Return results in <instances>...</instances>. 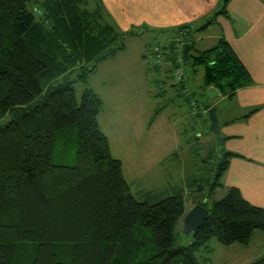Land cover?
<instances>
[{"label": "trees", "instance_id": "16d2710c", "mask_svg": "<svg viewBox=\"0 0 264 264\" xmlns=\"http://www.w3.org/2000/svg\"><path fill=\"white\" fill-rule=\"evenodd\" d=\"M89 3L0 0V118L11 116L0 124V264H171L174 259L199 264L195 251L211 237L223 245H248L255 230L264 232V208L228 187L220 199L203 202L209 213L190 234L192 242L172 247L174 226L186 213L183 195L155 202L136 199L122 161L112 155L99 126L101 98L85 89L77 102L71 82L54 85L75 68L84 76L124 49L126 34H141L117 30L105 21L101 4L87 9ZM171 38L159 53H149L160 54L165 78L172 77L170 85L183 91L189 82L173 78L178 65ZM183 41L193 47L190 32ZM183 63L202 65V87L229 95L250 81L223 38L212 48L191 51ZM162 64L154 66L160 71ZM196 93L190 91L187 99ZM73 127L75 162L55 163L57 138ZM236 155L221 153L216 184L228 158ZM251 264H264V255Z\"/></svg>", "mask_w": 264, "mask_h": 264}, {"label": "rangeland", "instance_id": "374dc122", "mask_svg": "<svg viewBox=\"0 0 264 264\" xmlns=\"http://www.w3.org/2000/svg\"><path fill=\"white\" fill-rule=\"evenodd\" d=\"M86 7L91 9L93 3L90 2ZM141 33L137 37L129 34L124 37L123 56H126L128 66L133 65V71L112 76L117 72L116 65L109 68L107 62H104L84 76H79L83 72L80 68H75L64 78H58L54 85L64 81L71 82L77 102L85 89H92L101 98L102 109L98 116L100 127L109 139L112 155L122 161L124 176L136 199L155 202L180 192L188 211L195 200L205 199L210 202L224 195L219 184L215 183L224 144L209 129L208 109L213 106L207 107L220 93L212 87H202V65L183 64V79L189 81V88H185L198 93L197 106H193L184 91L170 86L174 82L172 77L166 79L164 76L167 80L164 83L163 80L159 81L165 72L154 71L156 61L151 56L152 53L143 60L146 68L153 70L147 72L146 79L139 78L136 73L139 64L135 60L137 55L153 52L155 45L161 43L160 37L154 32L145 30ZM162 35L163 33L160 34L161 37ZM191 73H194L192 81ZM166 83L171 88L166 93L158 94L161 90H167ZM144 89L149 92L151 106H147V93ZM160 107H163L159 118L161 124L155 128V132H148L145 130L148 119L154 109ZM10 118L6 114L0 118V124L7 123ZM166 123L171 125L167 132L164 131L166 126H161ZM57 141L55 163L73 164L77 148L76 128L59 135ZM147 153L150 157L144 158L143 155ZM173 234L172 247L192 242L190 234L183 232V218L175 224ZM253 234L249 247L241 244L223 245L215 237H211L205 247L195 251L199 264H238L241 260L253 259L263 254L264 232L255 230ZM171 264L181 262L174 259Z\"/></svg>", "mask_w": 264, "mask_h": 264}, {"label": "crops", "instance_id": "0c3cea01", "mask_svg": "<svg viewBox=\"0 0 264 264\" xmlns=\"http://www.w3.org/2000/svg\"><path fill=\"white\" fill-rule=\"evenodd\" d=\"M90 2L94 7L101 4L105 13V21L119 31L134 30L144 33L146 30L157 34L161 40V43L155 45L153 49L157 53L161 50L160 46L170 39V36L180 35L183 41L187 31L190 32L193 42V47L190 46V53L212 48L220 38L228 42L247 69L250 81L236 89L232 95L210 86L220 93L210 106L215 108L219 119L224 152L238 154L228 158V165L217 184L223 193L228 187L238 188L247 201L264 208V0H228L225 12H221L223 0H90ZM209 19L210 22L207 25L196 30ZM188 23L192 24L190 29L180 31V34L176 31L172 33L166 31ZM161 33H163L162 37ZM131 37H137V35L131 34ZM124 53L125 47L99 63L107 62L106 65L109 68L116 65L117 72L112 76L124 71L126 73L133 71L131 68L133 65H127ZM150 54L149 52L140 53L135 59L139 61L136 73L141 79H146L147 72L153 70V68L147 69L144 64V60L150 57ZM151 56L154 57L155 64H162L160 54L154 56L152 53ZM161 66L160 71L156 68L154 71H164L165 65ZM193 74L191 73L190 76L191 81ZM166 75L165 72L159 81L165 80ZM166 86H168L166 91L161 90L157 93H166L172 87L171 85L169 87L168 83ZM125 88L127 89L128 86ZM144 91L147 93L145 97L147 106L148 104L151 106L149 92L146 89ZM124 92L128 95L127 91ZM196 95L198 96V93ZM190 102H193V106L197 104L196 97H192ZM163 107H160L161 110L149 123L150 118L155 114L156 108L154 109L145 130L155 132V128L161 124L159 118ZM161 126H166L164 131L167 132L168 126L171 125L166 123ZM143 157L148 158L150 155L147 153ZM197 201L195 200L194 204ZM248 245L244 246L249 247ZM262 255L264 253L253 259L241 260L238 264H251Z\"/></svg>", "mask_w": 264, "mask_h": 264}, {"label": "water", "instance_id": "95a60500", "mask_svg": "<svg viewBox=\"0 0 264 264\" xmlns=\"http://www.w3.org/2000/svg\"><path fill=\"white\" fill-rule=\"evenodd\" d=\"M182 56L185 62L190 60V44L185 42L182 46ZM210 125L209 129L212 131L220 140V143L223 142V138L220 133L219 119L216 114L214 107L208 109ZM199 201L195 203L183 216V232L185 234L196 233L198 229L202 226L204 221L208 216V209L203 205V202Z\"/></svg>", "mask_w": 264, "mask_h": 264}, {"label": "built area", "instance_id": "2783aa9c", "mask_svg": "<svg viewBox=\"0 0 264 264\" xmlns=\"http://www.w3.org/2000/svg\"><path fill=\"white\" fill-rule=\"evenodd\" d=\"M180 33L181 32H179V34ZM171 40L175 43L176 64L178 65L177 68L174 71V75H175L176 80L181 81L183 79V76H182L183 75V68H182V65H183L182 46H183L184 42L182 41L180 35H177V36L172 37ZM183 91L188 95V93H189L190 90L188 91L187 88H184Z\"/></svg>", "mask_w": 264, "mask_h": 264}]
</instances>
